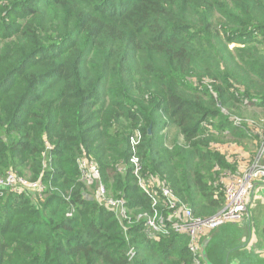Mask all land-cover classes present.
I'll list each match as a JSON object with an SVG mask.
<instances>
[{"label":"trees","instance_id":"trees-1","mask_svg":"<svg viewBox=\"0 0 264 264\" xmlns=\"http://www.w3.org/2000/svg\"><path fill=\"white\" fill-rule=\"evenodd\" d=\"M253 108L264 113V0H0V176L29 168L45 185L0 198V264H194L186 233L145 225L131 137L143 175L210 217L237 170L218 144L258 138Z\"/></svg>","mask_w":264,"mask_h":264},{"label":"built area","instance_id":"built-area-1","mask_svg":"<svg viewBox=\"0 0 264 264\" xmlns=\"http://www.w3.org/2000/svg\"><path fill=\"white\" fill-rule=\"evenodd\" d=\"M141 138L142 135L139 132L131 137V164L138 185L150 198L154 209L152 215L145 217L146 227L154 236L159 234L168 235L171 230L178 234L186 233L190 238L189 249L194 258V264H206L201 249L202 240L209 237L215 229L224 224H243L247 220L249 214L247 197L254 189V182L264 180V145L260 151V158H257L253 166L245 174L236 177L225 185V207L213 216L199 217L194 214L190 207L177 198L172 189L155 179H148L143 175L142 164L137 156ZM79 166L82 177L87 183L96 181L99 184L97 189L98 199L105 201L112 210H116L120 216L125 217V202L107 197L108 192L101 184V171L98 165L94 162L80 160ZM44 192L45 185L42 175L37 180H29L17 172L9 170L0 176V198L7 194L20 195L23 193H29L31 196L32 194H39L43 198L42 194ZM160 203H163L171 211L170 219L173 221L171 226L167 224L158 210Z\"/></svg>","mask_w":264,"mask_h":264},{"label":"crops","instance_id":"crops-1","mask_svg":"<svg viewBox=\"0 0 264 264\" xmlns=\"http://www.w3.org/2000/svg\"><path fill=\"white\" fill-rule=\"evenodd\" d=\"M263 139L264 134H259L256 140L243 145L236 144L232 139H228L226 144H218L219 150L237 168L235 173H226V184L253 166L257 160L255 150L264 143ZM247 203V218L251 222L248 227L244 228L242 223H227L202 240L201 249L206 264H264V180L254 182Z\"/></svg>","mask_w":264,"mask_h":264},{"label":"rangeland","instance_id":"rangeland-1","mask_svg":"<svg viewBox=\"0 0 264 264\" xmlns=\"http://www.w3.org/2000/svg\"><path fill=\"white\" fill-rule=\"evenodd\" d=\"M263 110L262 109H250V110H248L246 113H245V116L246 117H248V118H253V117H258V118H260V121H259V123H258V120H254L256 123H258V126H256V128H257V130H258V133H260V134H264V113L262 112ZM137 132V131H136ZM173 135V134H172ZM262 142H264V139L262 140ZM263 144V143H262ZM262 144L259 146V148H257L256 150H255V153H254V155H257V158L259 157L260 158V154H261V152H259V151H261L260 149L262 148ZM248 148H250L249 146H248ZM257 158H255V160L257 159ZM259 160V159H258ZM12 169V168H11ZM14 170V169H13ZM24 174H21L22 176H24L25 178H28L29 180H33L34 179V177H33V175H32V173L29 171V168H26L25 170H24ZM108 194H109V192H108ZM249 222L250 221H248V218H247V220H245L244 221V223H243V227L245 228V227H248L249 226ZM251 223V222H250Z\"/></svg>","mask_w":264,"mask_h":264}]
</instances>
